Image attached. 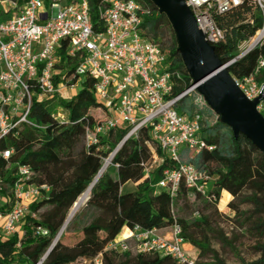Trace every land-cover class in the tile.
Returning <instances> with one entry per match:
<instances>
[{
	"label": "trees",
	"instance_id": "16d2710c",
	"mask_svg": "<svg viewBox=\"0 0 264 264\" xmlns=\"http://www.w3.org/2000/svg\"><path fill=\"white\" fill-rule=\"evenodd\" d=\"M101 1L89 0L90 17L97 33L105 29L100 14ZM137 1L151 11L144 20L143 34L161 45L168 53L170 71L180 75L173 78V96H178L192 87V80L179 53L172 26L151 0ZM214 21L224 34V40L214 45L216 55L227 66L230 75L236 81L253 77L264 86V67H260L261 61L264 62V41L242 58H237L241 46L263 26L262 13L254 0H243L239 7L216 15ZM65 46L63 43L60 51L63 62ZM71 63L70 68L75 70L77 60ZM93 82L86 79L83 90L65 104L66 122L56 120L55 111L36 98L29 120L38 128L20 125L1 140L0 151L13 150L14 153L9 160L0 156V211L9 210L13 204L18 166H29L32 171L30 183L37 187L47 186L49 190L43 191L31 205L36 218L28 216L22 223L23 236L21 227L19 235L13 238H5L0 231V263L38 264L51 249L43 264H78L79 261L90 264L125 229H165L178 224L186 243L198 251V264H229L213 248L210 234L218 235L224 245L230 246L233 242L213 230L211 216L188 220L179 208V204H187L193 197L205 208L215 206L219 210L222 193L226 192L232 197L228 206L235 215L230 221L254 242L251 250L255 258L247 261L238 257V264H264V154L244 135L235 137L219 117L215 123L208 124L205 115L210 109L208 106L201 109L194 94L176 107L181 115L202 117L201 138L205 147L197 155L190 154L188 159L209 177L204 194L189 189L184 182L176 197L156 188L163 172L173 168L174 164L165 158L148 130L141 132L138 138L126 141L95 182L105 161L122 142L125 131L121 128L111 130L106 135H99L96 144L87 145L88 133L94 134L95 128L110 118L93 92ZM260 112L264 116V109ZM154 155L163 162L145 178V169L152 164ZM92 184L87 204L65 227L74 204ZM128 184H134L136 188L124 191ZM242 206L250 209L241 212ZM39 228L47 230L48 235L38 234ZM104 263L179 264L171 257L133 255L132 252L106 253Z\"/></svg>",
	"mask_w": 264,
	"mask_h": 264
},
{
	"label": "built area",
	"instance_id": "2783aa9c",
	"mask_svg": "<svg viewBox=\"0 0 264 264\" xmlns=\"http://www.w3.org/2000/svg\"><path fill=\"white\" fill-rule=\"evenodd\" d=\"M49 1L48 4V0H0V142L20 125L38 128L29 120L36 98L52 100L64 88L74 89L89 78L94 81L95 96L110 118L97 126L94 134L88 133L87 145L96 144L99 135L121 128L125 131L124 138L110 160L126 141L148 130L165 158L174 164L163 172L156 188L176 197L184 182L189 189L204 194L209 177L188 159L190 154L197 155L205 147L201 138L202 117L181 115L176 106L194 94L201 109L208 105L196 87L173 96V78L180 75L170 71L168 53L161 45L143 34L144 20L151 15L150 9L137 0H102L100 14L105 29L97 33L90 17L89 0ZM242 2L186 0L200 30L212 45L224 40L222 30L215 24V16L239 7ZM254 2L262 13L263 26L237 58L264 41V0ZM63 43H66L64 62L60 55ZM73 60L78 62L75 70L70 68ZM260 67H264L263 61ZM236 83L249 100L261 93L262 86L253 77ZM258 108L263 110L264 102ZM55 118L66 122V111L62 109V115L57 112ZM13 153V150L0 151V156L9 160ZM162 162L154 155L152 164L145 169V178L150 176L154 164ZM31 177L29 166H18L13 204L9 210L0 211V231L5 238L19 235L28 216L36 218L31 205L43 191L49 190L47 186L32 185ZM126 230L122 240L110 242L90 264H105L106 253L132 251L171 257L179 264H198L186 251L183 230L178 224L165 229ZM37 232L48 235L42 228ZM45 260L46 255L38 264Z\"/></svg>",
	"mask_w": 264,
	"mask_h": 264
},
{
	"label": "water",
	"instance_id": "95a60500",
	"mask_svg": "<svg viewBox=\"0 0 264 264\" xmlns=\"http://www.w3.org/2000/svg\"><path fill=\"white\" fill-rule=\"evenodd\" d=\"M151 1L172 26L179 53L192 80V87H196L208 107L219 117L222 124L232 130L235 137L244 135L264 154V116L258 108L264 102V86L254 100L246 97L230 75L227 66L216 55L214 45L206 40L186 0ZM106 169V166L102 168L95 182ZM93 186L94 184L89 190ZM70 221L66 222L65 227ZM50 251L51 249L46 258Z\"/></svg>",
	"mask_w": 264,
	"mask_h": 264
},
{
	"label": "rangeland",
	"instance_id": "374dc122",
	"mask_svg": "<svg viewBox=\"0 0 264 264\" xmlns=\"http://www.w3.org/2000/svg\"><path fill=\"white\" fill-rule=\"evenodd\" d=\"M50 1L48 0V4ZM250 44V42H246V44L243 45L241 48V52H243L245 49H247V46ZM84 85L79 83L76 88L71 89V87H66L63 90L59 92L55 96V100H45L40 99L42 102H45L46 105L52 110L55 111V114L58 112L59 115H62V109L64 110L65 104L68 102H71L75 97L83 90ZM210 109V108H209ZM217 115L210 109L206 111L205 115V121L208 124H213L217 120ZM111 163V162H110ZM107 165V161H105L104 166ZM110 165V164H109ZM108 165V166H109ZM158 164H154L153 168L150 170V172L155 170ZM136 188V185L129 184L124 188V191L128 190H134ZM232 198L230 199L229 195L226 193H223L221 196V200L219 202V210L218 207L215 206H209L207 208L204 207V204L202 202H196L194 198H190L189 202L187 204H179V208L182 210L181 213L183 216H185L188 220H192L193 218H199L200 216H211V226L213 230L218 231L222 233L229 242H233L230 246L224 245L218 235L216 234H210V237L212 239V246L213 248L220 253L222 258L227 261L229 264H238V257H241L247 261H250L255 258V255L253 251L251 250V247L254 245V242L250 238L248 234L242 231H238L236 229V223H232L230 220L234 218V211H232L229 208V203L231 202ZM222 203L225 205H222ZM85 207L82 206L76 214L80 213L82 209ZM224 208V209H223ZM250 208L248 206H242L240 208L242 211H247ZM177 215L180 214V212H177ZM217 212V214L215 213ZM71 213V211H70ZM69 213V215H70ZM75 214V215H76ZM68 215V219H69ZM74 215V216H75ZM67 219V221H68ZM21 236H23L24 231L21 227L20 229ZM127 234V230H123L120 236L117 238L118 241L122 240ZM237 238V240H236ZM235 240V241H234ZM186 250H190L191 247L188 243L185 245ZM188 252V251H187ZM132 254L135 255V252L132 251ZM197 258V257H195ZM84 262L79 261L78 264H83Z\"/></svg>",
	"mask_w": 264,
	"mask_h": 264
},
{
	"label": "bare ground",
	"instance_id": "6f19581e",
	"mask_svg": "<svg viewBox=\"0 0 264 264\" xmlns=\"http://www.w3.org/2000/svg\"><path fill=\"white\" fill-rule=\"evenodd\" d=\"M110 164V160L107 161V165H106V168L107 166ZM90 191L91 190H87L79 199L78 203L76 204V206H74L71 210V213L69 215V219L68 221H70L74 215L76 214V212L86 204V202L88 201L89 197H90Z\"/></svg>",
	"mask_w": 264,
	"mask_h": 264
},
{
	"label": "crops",
	"instance_id": "0c3cea01",
	"mask_svg": "<svg viewBox=\"0 0 264 264\" xmlns=\"http://www.w3.org/2000/svg\"><path fill=\"white\" fill-rule=\"evenodd\" d=\"M129 185V184H128ZM223 193H226V192H223ZM222 193V194H223ZM227 195H229L228 193H226ZM229 197H230V199L232 198L230 195H229ZM224 209V208H223ZM190 247H191V249L190 250H186V251H188V253L191 255V256H193V257H197V255H198V251L195 249V248H193L191 245H190Z\"/></svg>",
	"mask_w": 264,
	"mask_h": 264
}]
</instances>
